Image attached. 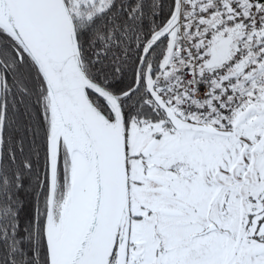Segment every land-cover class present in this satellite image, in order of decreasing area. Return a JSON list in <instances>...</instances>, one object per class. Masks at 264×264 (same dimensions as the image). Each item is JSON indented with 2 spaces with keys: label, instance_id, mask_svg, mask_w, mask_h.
<instances>
[{
  "label": "snow or ice",
  "instance_id": "1",
  "mask_svg": "<svg viewBox=\"0 0 264 264\" xmlns=\"http://www.w3.org/2000/svg\"><path fill=\"white\" fill-rule=\"evenodd\" d=\"M0 264H264V0H0Z\"/></svg>",
  "mask_w": 264,
  "mask_h": 264
}]
</instances>
